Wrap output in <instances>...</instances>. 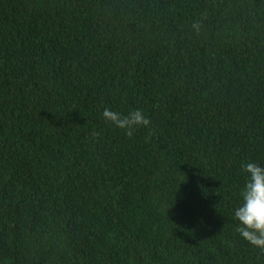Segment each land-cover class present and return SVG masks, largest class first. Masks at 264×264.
<instances>
[{
    "label": "trees",
    "instance_id": "obj_1",
    "mask_svg": "<svg viewBox=\"0 0 264 264\" xmlns=\"http://www.w3.org/2000/svg\"><path fill=\"white\" fill-rule=\"evenodd\" d=\"M248 162L264 0H0V264H264L232 218Z\"/></svg>",
    "mask_w": 264,
    "mask_h": 264
},
{
    "label": "clouds",
    "instance_id": "obj_2",
    "mask_svg": "<svg viewBox=\"0 0 264 264\" xmlns=\"http://www.w3.org/2000/svg\"><path fill=\"white\" fill-rule=\"evenodd\" d=\"M198 30L199 24H193ZM110 126L131 137L139 128H149L151 120L142 109H130L126 114L105 107L101 113ZM245 176L239 189V201L232 209L236 231L251 245L264 249V166L248 162L242 166Z\"/></svg>",
    "mask_w": 264,
    "mask_h": 264
}]
</instances>
